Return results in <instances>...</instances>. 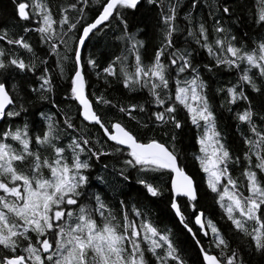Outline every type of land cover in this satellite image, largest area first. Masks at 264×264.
<instances>
[{
  "label": "snow or ice",
  "instance_id": "1",
  "mask_svg": "<svg viewBox=\"0 0 264 264\" xmlns=\"http://www.w3.org/2000/svg\"><path fill=\"white\" fill-rule=\"evenodd\" d=\"M11 2L22 32L37 33L44 55L55 57L67 84L64 99L76 105L80 124L52 99L48 60L24 35L0 29V120L7 123L0 128V264H247L246 255L264 257V35L251 47L238 39L223 20L234 15L227 0L207 5L211 26L192 12L181 26L180 0H146L158 9L159 43L145 62L134 23L142 0ZM198 4L192 0L190 7ZM249 11L251 25L264 33V0H254ZM109 33L122 48L101 68L84 52ZM201 52L206 62L197 59ZM218 70L237 74L214 93L224 97L220 107L234 113L238 153L219 127L203 75ZM90 72L107 86L121 84L127 102L97 94ZM20 74L38 84L29 83L28 92L51 104L38 110L39 121L16 122L29 111L24 97L13 94ZM189 125L199 145L194 159L226 230L197 206L198 187L180 162L176 145ZM83 128L96 129L100 138ZM103 157L121 164L108 173L114 184L134 179L141 187L134 202L122 190L117 200L93 189V167ZM95 180L109 183L101 175ZM166 194L165 207L190 234L195 259L182 233L160 228L145 203Z\"/></svg>",
  "mask_w": 264,
  "mask_h": 264
},
{
  "label": "trees",
  "instance_id": "2",
  "mask_svg": "<svg viewBox=\"0 0 264 264\" xmlns=\"http://www.w3.org/2000/svg\"><path fill=\"white\" fill-rule=\"evenodd\" d=\"M51 2L52 4H57L60 3L61 0H51ZM167 2L168 0H165V3ZM210 2L211 0H199L198 7L192 9L190 7L192 0H180L178 12L181 26L184 24L182 18L187 12H192L197 18L203 17L208 22L209 26H211L212 21L209 19L208 15L210 9L207 6ZM217 3L223 5L225 0H217ZM227 3L234 9V15L231 18L228 16L223 17L225 26L229 27L232 33L236 35L238 39H241L243 42L247 43L249 47H251L253 41L257 40L261 35H264V33H262L259 29L251 25L249 10L253 7L254 0H227ZM216 15L221 14L216 13ZM158 18V9L147 5L146 0H142L140 10L136 12L134 17V23L141 29L138 38L145 42L146 47L142 50L145 62H148L153 54L154 47L159 43ZM22 24L23 22L17 24V18L13 11L11 0H0V29L7 27L9 29L10 35H24L25 39L32 44L37 54L43 59L48 60L49 67L54 74V84H56V91L52 95V99L60 106L63 111L69 112L76 120L77 124H80V120L77 119L76 105L66 102L64 99L66 95L65 89L67 84L66 80H62L58 76V70L56 69L54 62L55 57L44 55V49H42L38 43V34L35 32L23 33L21 30ZM131 30L136 31V28H132ZM245 33H247V36L244 35ZM0 44H2V42H0ZM121 48L122 45L119 42L113 40L112 33H109L108 36L104 37V39L100 41L93 39V41L85 49L84 55L85 58H87L88 54L91 53L97 58L102 68L106 66L110 57L120 54ZM197 59L201 62H206V53L201 52ZM37 75H39V72H37ZM203 75L210 85L208 93L209 99L217 112V116L219 117V127L225 134L229 147L233 149L234 152L238 153L240 152L242 145L236 130V121L232 118L234 113L227 110L228 106L226 104L224 108H221L220 104L224 97L214 93L216 87L228 86L230 82H236L237 74L227 70H218L214 75H210L208 73H204ZM88 80L90 84L97 90V94L103 92L110 99H123L125 102H127L126 91L123 89L121 84L113 81L111 86H107L104 84L103 80L98 81L95 75L91 72L88 75ZM29 83L38 87V84L31 75L24 77L23 74H20V76H17L12 80V84L15 85V92L13 94H19V96L24 97V101L21 102H25V106L29 109L26 115H23L16 121L18 124L22 123L23 120L39 121L40 115L38 110L43 109L47 111L49 108H51V104L47 102L41 103L36 99L34 94L28 92ZM144 95H146V93ZM136 98L141 99V96L138 94ZM236 107L237 106H233L234 109H236ZM61 119H63V117H61ZM6 126L7 123L4 121L0 128ZM128 126L134 127L135 121H129ZM83 131L85 133H90L93 140L100 138V133L96 129L83 128ZM196 137V130L190 125L185 128L183 133H181L179 141L176 145L177 150L180 153V162L185 167L186 172L193 177L196 186L198 187L199 203L197 206L208 213L213 220L218 221L219 226L226 230L227 223L220 219L221 211L218 208V205L214 203V194L207 190L204 174L200 171L199 164L194 159V157L198 154L199 149V145L196 143ZM105 164L109 166L107 172L104 170ZM113 166L116 168L121 166L120 162L114 157H103L99 163L94 164L93 189L100 191L102 194L106 192L110 198L117 200L123 199V197L119 194L122 190L124 193L129 194V200L134 202L137 199L138 193L142 192L141 187L134 182V179L129 181V185L114 184L113 176L108 175V173L112 172ZM96 175L105 176L109 181L108 185L105 186L104 184L97 182L95 180ZM136 175L137 174L133 172V177ZM234 175L239 176V171L235 172ZM165 179H167V177H165ZM142 198L143 197L141 195V199ZM166 199L167 194L163 200L152 198L154 202L150 203L149 201H145V203L152 208L153 218L160 228H170L178 233H182L181 239L186 241L185 247L188 249V254L193 259H195L196 250L193 247L190 234H187L186 230L182 228V225H179L173 216L168 213L167 208L165 207ZM190 226H193L195 231L194 224H190ZM245 259L247 264H264V257L258 254H252L250 256L246 255Z\"/></svg>",
  "mask_w": 264,
  "mask_h": 264
},
{
  "label": "water",
  "instance_id": "3",
  "mask_svg": "<svg viewBox=\"0 0 264 264\" xmlns=\"http://www.w3.org/2000/svg\"><path fill=\"white\" fill-rule=\"evenodd\" d=\"M3 122H4V121L0 120V126L2 125Z\"/></svg>",
  "mask_w": 264,
  "mask_h": 264
}]
</instances>
